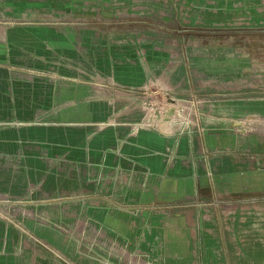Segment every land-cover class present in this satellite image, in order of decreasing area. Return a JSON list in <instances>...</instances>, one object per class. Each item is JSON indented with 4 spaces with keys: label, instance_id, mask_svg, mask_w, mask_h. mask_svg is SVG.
<instances>
[{
    "label": "rangeland",
    "instance_id": "1",
    "mask_svg": "<svg viewBox=\"0 0 264 264\" xmlns=\"http://www.w3.org/2000/svg\"><path fill=\"white\" fill-rule=\"evenodd\" d=\"M37 7L33 17L13 19L57 26L56 41L31 44L34 54H54L57 69L88 68L92 78H102L93 84H117L103 69H129L128 57L169 96L203 99L194 102L197 113L183 133L228 130L248 161L236 186L201 196L197 206L213 211L211 198L239 201L248 205L246 222L240 210L227 229L221 213L222 226L199 209L193 216L179 213V221L178 214H157L159 208L127 216L110 211L109 219L99 220L100 203L90 196L86 203L51 204L35 214L61 247L53 254L65 264H264V0H56L51 18L48 6ZM134 88L140 112L143 99L161 97L155 86ZM176 202L171 205L190 204ZM29 212L32 219L34 210ZM115 216L129 228L114 229ZM166 243L187 249L172 256L160 247Z\"/></svg>",
    "mask_w": 264,
    "mask_h": 264
},
{
    "label": "crops",
    "instance_id": "2",
    "mask_svg": "<svg viewBox=\"0 0 264 264\" xmlns=\"http://www.w3.org/2000/svg\"><path fill=\"white\" fill-rule=\"evenodd\" d=\"M37 5L56 16V0H0V194L25 208L4 206L0 264H65L35 214L51 204L86 203L90 196L100 203L99 220L109 219L110 211L127 216L159 208L157 214H178L177 220L179 213L193 216L199 209L222 226L221 213L227 229L240 210L246 222L248 205L239 201L211 198L213 211L197 207L201 196L232 189L247 172V157L236 152L237 135L212 126L190 133L137 127L134 86L147 81L141 64L126 57L129 69H103L116 80L107 81L112 85L89 83L100 77L92 78L88 68L57 69L54 54H34L31 47L55 42L57 26L13 20L33 17ZM180 200L190 204L171 205ZM111 226L129 228L116 216ZM160 247L172 256L187 249L180 243Z\"/></svg>",
    "mask_w": 264,
    "mask_h": 264
},
{
    "label": "built area",
    "instance_id": "3",
    "mask_svg": "<svg viewBox=\"0 0 264 264\" xmlns=\"http://www.w3.org/2000/svg\"><path fill=\"white\" fill-rule=\"evenodd\" d=\"M155 84L152 81L145 82L142 85L143 91L146 92L149 87L155 86L161 97L155 100L143 99L140 104L141 115L138 119L133 120V124L137 127L154 128L169 133L188 131L189 124L187 122L191 120L190 116L193 117L197 113L194 102L200 104L203 99H176L166 93V88ZM169 128H174V131ZM12 201L9 196L0 194V215L2 213L4 215L6 204L13 209L25 210L21 206V201Z\"/></svg>",
    "mask_w": 264,
    "mask_h": 264
}]
</instances>
